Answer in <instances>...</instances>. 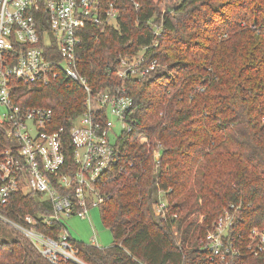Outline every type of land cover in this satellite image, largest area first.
<instances>
[{"label":"trees","instance_id":"trees-1","mask_svg":"<svg viewBox=\"0 0 264 264\" xmlns=\"http://www.w3.org/2000/svg\"><path fill=\"white\" fill-rule=\"evenodd\" d=\"M111 2L120 10L117 25L86 27L79 70L94 93L125 88L133 128L119 136L120 161L103 187L101 213L113 244L98 248L71 238L78 256L87 264H192L197 254L186 245L232 203L240 206L234 233L264 231V0L102 5ZM140 53L144 65L159 66L119 78L121 58ZM19 86L21 103L53 110L55 129L69 132L85 111V90L67 79ZM160 190L167 219L153 208ZM0 211L19 222L27 214L50 215L52 206L37 194L18 193ZM38 227L51 236L66 228ZM0 264L51 263L14 229L0 239ZM235 264H264V252Z\"/></svg>","mask_w":264,"mask_h":264},{"label":"built area","instance_id":"built-area-1","mask_svg":"<svg viewBox=\"0 0 264 264\" xmlns=\"http://www.w3.org/2000/svg\"><path fill=\"white\" fill-rule=\"evenodd\" d=\"M119 13L112 2L104 8L102 0H0V206L18 193L37 194L52 206L50 215L27 214L18 222L0 211V219L30 239L51 264H87L66 228L51 236L38 226H65L63 218L90 217L91 209L106 199L103 187L120 161L117 140L133 128L127 120L133 100L125 88L94 93L79 70L86 27L115 26ZM143 63V53L121 58L118 77L145 76L159 66L156 61ZM60 79L77 83L87 95L85 111L69 132L54 128L51 108L19 101L20 83L47 86ZM118 122L123 126L120 135ZM159 155L157 150L155 157ZM165 195L159 191L153 208L167 219ZM239 215L240 206L230 204L204 236L186 245L197 254L192 264H235L264 252V231L255 227L247 237L234 233ZM93 234L92 244L102 248L94 227Z\"/></svg>","mask_w":264,"mask_h":264},{"label":"rangeland","instance_id":"rangeland-1","mask_svg":"<svg viewBox=\"0 0 264 264\" xmlns=\"http://www.w3.org/2000/svg\"><path fill=\"white\" fill-rule=\"evenodd\" d=\"M178 3L181 0H177ZM116 132L120 135L123 131L121 123H116ZM66 231L71 234L72 238L85 244H92L93 227L98 233L97 242L102 248L110 247L113 244V233L104 223L101 213V207L97 206L91 209L89 218H80L77 216L63 218ZM93 226V227H92ZM14 229L4 220L0 219V239H8L12 236Z\"/></svg>","mask_w":264,"mask_h":264}]
</instances>
